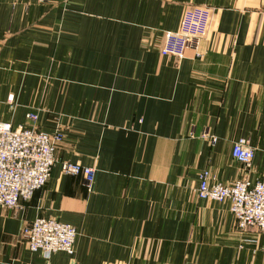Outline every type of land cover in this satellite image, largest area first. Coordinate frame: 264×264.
Instances as JSON below:
<instances>
[{
    "label": "crops",
    "instance_id": "1",
    "mask_svg": "<svg viewBox=\"0 0 264 264\" xmlns=\"http://www.w3.org/2000/svg\"><path fill=\"white\" fill-rule=\"evenodd\" d=\"M194 10L209 38L161 56ZM29 106L63 140L44 187L0 210V264H264V235L196 198L202 171L240 178L239 139L264 179V0H0V122L28 127ZM66 161L95 169L90 190ZM38 216L76 229L72 255L28 251Z\"/></svg>",
    "mask_w": 264,
    "mask_h": 264
},
{
    "label": "built area",
    "instance_id": "2",
    "mask_svg": "<svg viewBox=\"0 0 264 264\" xmlns=\"http://www.w3.org/2000/svg\"><path fill=\"white\" fill-rule=\"evenodd\" d=\"M191 43L187 36L168 33L159 52L162 56L181 60ZM35 119L33 115H26V120L32 123ZM209 139L211 146H214L215 137L209 136ZM62 140L63 136L59 132L47 134L33 128L12 127L0 122V210L18 208L22 201L30 199L47 183L56 164V147ZM231 156L248 171L255 149L248 140L239 139L232 145ZM60 169L63 175L82 177L88 190L92 188L94 168L62 162ZM196 196L199 200L227 202L239 230L257 229L264 233V180L245 177L225 185L218 182L209 171H202L198 175ZM21 237L28 251L40 253L48 259L59 252L72 255L76 231L69 224L58 220L37 217L23 226Z\"/></svg>",
    "mask_w": 264,
    "mask_h": 264
},
{
    "label": "rangeland",
    "instance_id": "3",
    "mask_svg": "<svg viewBox=\"0 0 264 264\" xmlns=\"http://www.w3.org/2000/svg\"><path fill=\"white\" fill-rule=\"evenodd\" d=\"M66 1V0H65ZM199 10V9H197ZM197 10H194L190 13H188L187 15H184V17L182 18V22H181V26L180 28L177 30V31H165L163 33V38H162V44L161 46L159 47V51L161 49V47L163 46V43H164V39H165V35L166 34H182L184 36H187L189 39H191V45H194L197 41L199 40H207L209 38V35L211 33V17H212V12L211 13H207L205 12L206 14L204 15H201L200 13L196 12ZM162 56V55H161ZM165 57V56H164ZM172 57V56H170ZM174 58V57H173ZM177 60V59H176ZM179 61V60H178ZM44 81H46L47 85L50 84L51 82V79L49 78H43ZM15 96L13 94H9L6 98V104H7V107H9L10 110L14 109V105H15ZM41 110V111H46V112H49V110H47L46 108L45 109H41V108H38V107H35V106H29L27 107V110H26V113L24 115V118H25V121L26 122H29L30 125L27 127V128H33L34 130L36 131H41V132H44L42 130H39L37 128V122H38V119H39V115H38V111ZM26 115H33L36 117L35 119V122L32 123L28 120H26ZM61 116V115H60ZM58 120V119H56ZM2 123H5V122H2ZM7 124H10V123H7ZM11 125V124H10ZM12 126V125H11ZM21 126V125H19ZM19 126H16V127H19ZM13 127V126H12ZM15 127V126H14ZM22 127V126H21ZM25 127V126H24ZM62 129L60 127H57V129H55V131H53L52 133H47V134H53L55 132H59L61 133V135L63 136V133L61 131ZM46 133V132H44ZM202 138H203V135H202ZM255 157V156H254ZM67 162V161H66ZM236 162V161H235ZM71 163V162H70ZM237 163V162H236ZM71 164H75V163H71ZM238 164V163H237ZM253 164V162H252ZM239 165V164H238ZM240 169H241V176L240 178L236 179L235 181L237 180H241L245 177H248L249 176V172L251 173L252 170V166H251V169L250 170H245L241 165H239ZM205 171H208V170H205ZM62 173V172H61ZM211 174V173H210ZM213 176V175H212ZM214 177V176H213ZM215 178V177H214ZM249 178V177H248ZM216 179V178H215ZM250 179V178H249ZM217 180V179H216ZM250 180H264V179H250ZM234 182V181H233ZM232 182V183H233ZM230 183V184H232ZM225 185H229V184H225ZM44 187V186H43ZM86 189L88 190V188L86 187ZM33 196V195H32ZM31 196V197H32ZM30 197V198H31ZM197 198V196H196ZM198 199V198H197ZM29 200V199H28ZM201 201H205L207 202V204H209L210 206L212 205H217L219 207L222 208L223 211H225L228 215L231 213L229 212V207H228V203L225 202V203H216V202H213V201H206V200H201ZM38 217H43V216H38ZM232 217V216H231ZM37 218V217H36ZM43 218H46V217H43ZM53 219V218H52ZM56 220V219H55ZM234 220V219H233ZM233 226H234V231H235V234L237 233V235L239 237H243L247 234H249L250 231H256L258 234H262L264 235V233L258 231L257 229H247V230H239L236 226V223L235 221H233ZM71 226V225H70ZM73 227V226H72ZM74 228V227H73ZM75 229V228H74ZM76 231V229H75ZM76 236H77V232H76ZM76 239V237H75ZM253 242V241H252ZM24 243V241H23ZM30 252V251H29ZM74 253V252H73ZM40 254V253H38ZM41 255V254H40Z\"/></svg>",
    "mask_w": 264,
    "mask_h": 264
}]
</instances>
